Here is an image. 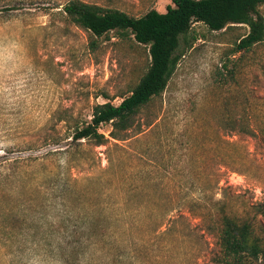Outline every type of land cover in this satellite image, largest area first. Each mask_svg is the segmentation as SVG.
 Instances as JSON below:
<instances>
[{
	"label": "rangeland",
	"instance_id": "1",
	"mask_svg": "<svg viewBox=\"0 0 264 264\" xmlns=\"http://www.w3.org/2000/svg\"><path fill=\"white\" fill-rule=\"evenodd\" d=\"M70 1L0 0V264H62L51 253L62 239L49 227L57 214L52 182L82 213L99 205L113 219L128 212L112 221L117 233L93 251L92 263L214 264V223L191 213L200 208L187 196L204 190L239 215L259 204L264 224V42L236 52L247 26L213 32L194 23L193 48L181 38L168 89L142 109L125 140H112L105 125V145L75 144L72 134L94 106L120 105L151 57L133 36L97 38L71 23L63 12ZM80 1L135 18L173 6Z\"/></svg>",
	"mask_w": 264,
	"mask_h": 264
},
{
	"label": "trees",
	"instance_id": "2",
	"mask_svg": "<svg viewBox=\"0 0 264 264\" xmlns=\"http://www.w3.org/2000/svg\"><path fill=\"white\" fill-rule=\"evenodd\" d=\"M171 1L173 6H169L165 13L152 10L140 18L80 0H71L64 6L67 19L93 36L101 38L110 33L120 37L133 36L137 43L149 48L151 57L147 72L131 95L118 106L110 102L95 105L91 120L74 130L73 143L89 141L95 146L105 145L109 141L106 134L101 132V127L105 125L111 126L109 137L112 140L124 141L125 134L136 127L142 109L168 89L182 57L178 54L181 38H184L188 50L193 48L197 37L189 39L188 36L194 23H202L213 32L231 25L247 26L249 33L237 44L236 52L249 51L264 42V15L260 12L264 0ZM242 131L255 135L246 126H242ZM3 163L0 162V176L3 175ZM215 184L218 185V182ZM50 187L56 193L50 204L51 213L57 214H53L49 227L52 235L62 238L56 243L52 255L62 264H95L91 262L96 255L93 251L99 247L103 250L110 236L116 235L117 228L113 227L112 221H124L128 216L127 210H117L114 219L106 214L101 205L98 211L93 208L94 212L82 213L79 207L69 206L62 186L52 182ZM202 193L197 198L188 195L191 204L187 203L191 208H200L199 212L192 208L191 213L202 221L210 219L214 223L219 247L214 264H264V224L259 219L262 214L260 205L246 207L245 214H234L228 211L225 202L214 201L204 190ZM79 199H76V204ZM215 210L218 212L215 213ZM171 212L173 210H168L167 215ZM165 216L161 222L163 225L167 220ZM130 238L133 239L131 234Z\"/></svg>",
	"mask_w": 264,
	"mask_h": 264
}]
</instances>
